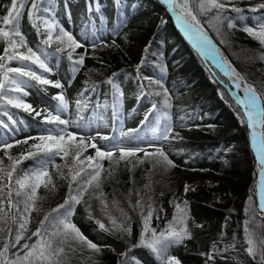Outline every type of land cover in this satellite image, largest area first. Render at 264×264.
<instances>
[{"label":"trees","instance_id":"trees-1","mask_svg":"<svg viewBox=\"0 0 264 264\" xmlns=\"http://www.w3.org/2000/svg\"><path fill=\"white\" fill-rule=\"evenodd\" d=\"M31 3L32 1L27 2L28 7L23 9L19 25L21 33L28 47L33 50L45 49L48 65L50 60H54L69 84L78 90L84 91L86 87L89 89L84 94L87 107L83 108L81 112L85 117L84 122L89 121L92 115H96L97 110L102 108L101 105L105 101L110 105L113 104V91L106 100H99L98 95L103 84L109 79L117 81L122 75H130L135 80H140L143 86L145 82L150 85L149 89L143 87L144 89L141 90L138 89L141 88V85H137L139 87L136 91L138 94L136 101L144 99L150 105L156 103L160 107L166 89L171 103V108H161V112L167 111L171 117L170 121L162 122L171 124L170 138L168 140L155 139L158 141V145L149 148V152L154 153L157 149L163 150L176 167L161 164L154 168L153 163L159 158L156 156L145 157L140 153L118 163L110 162L108 159L101 161L105 170L102 173V176L105 177L102 191L107 208L92 196L90 189L89 193L85 194L84 200L75 205L74 214L71 216L72 222L80 232L88 240L97 244L100 252H94L87 249L86 246L79 247L75 253H70L68 264H124L125 259H127V264H146L142 260H137L133 254L141 253L143 248V245L138 242L149 204L154 209L149 227L155 231L162 223H166L168 226L173 220L176 204L185 208L186 217L183 223L177 224L176 227L179 230L186 226L189 235L179 242L172 243L167 250L168 255L178 260L179 264H205V259L210 254H213L214 259L231 260L233 264H264V260L256 259L246 249H241L239 252L233 248L239 245L240 236L245 235L240 234V232L244 227L243 223L248 220L251 214L257 216L256 219L260 225L263 219V215L256 208L255 202L252 207L249 204L244 205L246 208H244L245 213L243 212L242 215H238L237 207L233 211L229 204L230 201H234L231 197V191L240 185L239 180L245 175L241 165H237L240 161L237 160L236 154L245 148L249 159L254 162L252 150L248 146L250 137L245 123L246 117H243L242 109L231 97L230 91L224 87V83L229 86L227 80L213 67L209 69L204 65L199 54L191 48V44L186 42L180 31L177 30L167 9L158 0H114V8L105 9L107 5H104L83 19L82 25L78 26L77 29L84 34L87 27L90 28L93 34V44L80 43L82 46L73 51L72 49H64L63 45L50 46L52 48L48 49L43 43L45 38L44 26L41 24L38 33L36 27L33 26V20L26 15V13L29 14ZM51 3L55 8L53 0ZM224 3L226 8L223 10V15L233 19L236 25L229 29L225 21L223 25L218 26L226 43H221L220 38L217 37L216 32L208 23L216 10L198 14V19L209 30V34L218 46L223 59L236 69L244 81L254 86L259 94H264V59H260V56L264 55V46H261L257 40L243 30L245 26L255 28L257 18L264 15V8L259 7L260 4H264V0H224ZM10 5L11 0H0V18L7 13V8ZM44 6H48L47 0H45ZM233 7L241 9V12L233 11ZM254 7L257 8L255 12L251 10ZM150 9H155L158 12L157 20L159 22L152 30L153 33L147 42L143 44L145 47L143 52L139 55L128 54V46L132 44V40H136L138 37L141 40L145 38L146 31H143L145 21L151 17ZM41 15L50 18L48 13H41ZM241 16L243 19H239ZM0 24H2V20H0ZM96 25L99 33L105 35L104 40H100L99 33L94 34ZM32 29L35 30L36 36H39L40 42L37 46L35 45L36 47L28 44L31 39L27 34ZM66 31L72 35V31ZM3 45L6 44L0 41V55L4 54ZM20 51H26V49H20ZM69 52L72 53L73 59H78L81 56L84 58L83 65L76 66L78 71L73 70V63L68 58ZM182 57L186 62L182 60L180 62ZM142 61L143 63H141ZM16 62L17 64H13L12 61L8 66H19V62ZM31 67L44 78L47 77L48 73L42 72L35 65H31ZM147 68L150 69V73L142 76L140 70ZM184 70L188 72L187 76H183ZM149 80L161 82L163 88L157 84H150ZM220 81H223L221 82L222 85L219 83ZM28 83L29 87L37 91L40 102L45 103L46 106L37 105L31 111L7 106V111L17 123L8 129H0V135L5 136L8 142L13 143V146L18 144L16 141H20L21 136L19 135L21 134L35 138L46 134V129L54 127V125L46 123L44 117L51 109L55 113L58 101L44 91V85L36 81H29ZM93 85L96 86L94 92L91 90ZM109 85L111 86V84ZM141 91L145 95L141 96ZM155 92H160V95H155ZM23 100L30 104L27 102L26 96L23 97ZM72 108L77 113L76 103L73 107L69 103L68 110L61 113V118L69 121L76 120L77 118H65ZM120 111L117 118L122 116ZM37 112L41 115L37 116ZM160 114V112L152 114L151 117L155 119L153 126L156 125ZM0 119L11 124L7 120V116L0 117ZM129 129L132 128L128 125L123 131L127 132ZM133 129H139L138 135L141 137L140 139L127 140L134 147H143L144 142L152 137L149 131L150 127L147 125L144 127L138 125ZM109 137L113 139L109 141L97 137L94 142H98V147L104 143L110 147L112 144H116L115 138L119 137V132H115ZM89 148L91 149V147ZM105 148L103 147V149ZM4 151L3 148H0V158L4 157ZM119 155V151H116L114 159L118 160ZM40 158L41 155L38 154L25 159L18 165L20 170L18 174L23 175L24 171L35 167ZM138 159H143L144 163H137ZM55 162L60 165L64 164L59 156L55 158ZM134 164L135 167H133ZM110 169L113 170L111 177L108 175ZM64 172L67 175L66 168ZM198 172L213 177L212 186L208 188L210 205H201L197 199L200 198V187H193V191L185 192V189L178 184V180L184 175H196ZM49 173L52 175L57 189H60L61 201L51 206H45V204L36 201V207L39 209L36 212L41 214V220L46 213L63 204L68 193V178H61L52 167H49ZM212 194H214L213 198L210 197ZM245 196L244 203L246 204L251 195L246 191ZM137 201L141 202L143 209L136 207ZM89 204L91 205L90 210ZM246 209L251 212H246ZM195 211H198L203 218L202 223H198L195 219ZM109 215L115 218L117 222L124 221L126 226L130 228L131 235L124 234L123 239H121L120 232L112 234L101 230L96 221L99 220L106 227L111 228ZM8 225L18 230L15 225L9 223ZM0 227L5 228V231L0 233V249H2L4 243L9 239H14V235L9 237L5 225L0 224ZM24 235L25 239L21 240L15 248H11L10 256L11 253L17 252L24 243H32L37 239L27 231ZM30 236L32 239L28 240ZM261 236L263 237L262 234ZM114 241L124 242L126 245L125 252L128 254L126 258L117 260V255L109 248L111 243H116ZM241 242L242 246L247 245L244 237ZM151 262L161 264L156 254Z\"/></svg>","mask_w":264,"mask_h":264},{"label":"snow or ice","instance_id":"snow-or-ice-1","mask_svg":"<svg viewBox=\"0 0 264 264\" xmlns=\"http://www.w3.org/2000/svg\"><path fill=\"white\" fill-rule=\"evenodd\" d=\"M162 2L168 6L175 19L179 21L184 35L193 44L197 52L206 59L212 58L214 63L222 62L221 70L224 75L234 78L232 86L238 91H243L244 95L242 98L235 94L233 95L237 105L243 109V117H246L245 123L251 129V147L258 161L259 180L257 194L259 209L260 213L264 215V132L258 131V129L264 127V94H259L254 86L244 81L236 69L232 68L223 59L219 48L213 42L212 37L204 30L198 19V14H205L216 10L208 23L213 28V31L216 32L217 37L220 38L221 43H226L221 36L218 26L223 25L225 21L229 29L236 26L233 19L223 15L226 4L224 0H179V2L177 0H162ZM44 5L45 0H32L31 9L29 10V18L33 20V26L36 27L38 33L40 32L41 24L44 26L46 38L43 43L51 46V42L55 40L63 45L64 49H72L73 51L81 47L82 45L54 19L41 15V13L50 14L52 12L53 6L51 0H47L48 6ZM25 6L26 0H11L7 13L0 18L2 20V24H0V41L6 44L4 54L0 55V117L7 116V120L11 122L9 124L0 119V129H8L17 123L7 111L8 105L13 108H22L25 111L32 110V106L23 100V97L28 95L26 89L29 87V81H36L42 85L52 83L31 67V65H35L44 73L51 72L46 59L47 53L44 50H33L28 47L21 33L19 26L20 18ZM259 7L264 8V4H260ZM232 10L237 13L241 12V9L235 7ZM251 10L255 12L257 8L254 7ZM239 19H243V17L241 16ZM243 30L250 37L257 40L261 46H264V15L257 18L255 28L245 26ZM20 49H26V51H20ZM68 58L73 63L74 71L79 70L76 67L77 65H83L84 58L82 56L78 59H73L72 53L69 52ZM260 59H264V55H261ZM11 61H18L19 66L9 67L8 64ZM107 83L111 84L114 90L112 115L116 118L122 108L123 93L114 79H109ZM149 83L157 84L160 88H163V84L159 81L149 80ZM242 83L243 87L241 88ZM53 86L56 88L62 87L58 82ZM143 87L141 85V89ZM88 90L86 87L79 94L82 99H77L75 102L77 119L74 121L61 118V113L67 111L69 106V102L63 93L55 97L58 101L55 113L49 111L44 117L45 122L54 125V127L46 129V134L34 138L40 141V143L31 146L36 151L29 150L27 153H22L19 157L13 158L7 151L13 147V143L8 142L5 136L0 135V148L5 150V155L11 161L7 166L3 164V161H0V224L5 225L9 237L14 235V239H9L4 243L3 248L0 249V264H68L70 253H75L79 247L86 246L87 249L97 253L100 252L97 244L88 240L80 232L72 222L71 216L74 214L75 205L80 204L84 200L85 194L89 193L90 189L92 190V196L107 208L102 191V184L105 179L102 173L105 170L101 161L104 159L118 163L119 161L126 160L128 157H134L138 152L143 151L145 157L156 156L159 158L153 163L154 168L161 164H165L168 167H176L161 149H157L154 153H149L139 147L130 148L123 145L125 139H140L141 137L138 135L139 129H129L125 132L121 128L119 132L120 141L103 150L94 142L95 137H86L81 133L68 131L67 129L70 125L78 129L84 128L85 130L92 126L93 121L81 123V121L85 120L81 112L83 108L87 107V100L84 98V94ZM91 90L94 92L96 86L93 85ZM154 94L159 96L160 92H155ZM143 95L145 93L141 91V96ZM161 108H171L170 97L166 89L164 90V97L160 107L156 103H152L144 120L141 121V127L148 125L149 118L154 112H160L161 114L157 118L156 125L150 127L149 131L153 139L168 140L172 132V126L170 123L162 122L170 121L171 117L167 111L161 112ZM135 111L134 109L133 113ZM36 115L39 116L41 113L37 112ZM120 123L122 125L123 121L121 120ZM61 125L63 127H60ZM100 138L109 141L113 139L109 136H102ZM89 140L93 142L88 143ZM22 142L27 143V139ZM16 143H21V141H16ZM89 147L95 149V156H84V152ZM116 151L120 153L118 160L114 159ZM38 154L41 155V158L36 162V166L24 171L23 175H19L20 170L18 169V165L25 159L37 156ZM58 156L64 161L63 165L55 163V158ZM137 163H144V160L138 159ZM49 167L54 168L61 178H68L67 196L63 204L46 213L43 219L39 221V227L32 233V236L37 239L32 243H24L17 252L11 253L10 256L11 248H15L20 244L21 240L25 239L24 234L27 231L26 226L29 223L28 217L33 211H39L36 207L38 199L37 190L41 186L48 188L51 185L53 189L55 187L52 175L49 173ZM133 167H135V164ZM65 168L67 169V175L64 172ZM108 175L111 177L113 170L110 169ZM5 176L7 177V183L4 182ZM188 190L189 187L185 185V192ZM249 202L251 203V197L249 198ZM88 207L90 210L91 205L89 204ZM136 207L143 209L140 201H137ZM175 208L176 212L173 220L165 231L159 234L149 227L154 211L151 204L148 205L147 216L144 217V227L138 243L148 247L155 253L161 264H179L178 260L168 255L167 250L172 243L179 242L189 235L186 226L179 230L176 227L177 224H182L186 217L185 208L181 207L180 204H176ZM247 211L249 209H246ZM9 219L12 224L18 225V230L8 225ZM108 219L112 225L111 228L106 227L99 220L96 221L101 230L112 234L120 232L121 239H123L124 234L131 235V230L126 226L124 221L117 222L111 215H109ZM251 222V220H246L244 228L246 241L249 245L247 251L250 255H256L258 249L253 239V232L248 228ZM4 231L5 228L0 227V233ZM149 233H151L150 236L148 235ZM32 236L28 237V240H31ZM260 243L264 245V238H261ZM21 253L23 254L21 255ZM259 254L261 259L264 260V248L260 249ZM121 255L127 257V253H122ZM124 264H127V259H125Z\"/></svg>","mask_w":264,"mask_h":264},{"label":"rangeland","instance_id":"rangeland-1","mask_svg":"<svg viewBox=\"0 0 264 264\" xmlns=\"http://www.w3.org/2000/svg\"><path fill=\"white\" fill-rule=\"evenodd\" d=\"M31 2L32 0H28L26 1V6L25 8H27V2ZM55 3V8H53L52 12L50 13V19H54L61 27H63L65 30H70L72 31V35L75 36L76 40L79 43H84L86 45H88V43H92V37L93 34L91 32V29L87 27L86 31L84 34L80 33V30L77 29L78 26L82 25L83 19L91 12H96L98 8L103 7L104 5H107V7H105V9L108 8H114L115 7V3L114 0H53ZM160 1V0H158ZM177 2H179V0H177ZM24 8V9H25ZM31 9V8H30ZM29 9V10H30ZM29 12V11H28ZM150 19L145 21V27H144V31H146L145 33V38L144 40H141V38H136V40H132V44L128 46V50L129 53L128 54H140L143 52L144 50V43L147 42V40L149 39V37L151 36V34L153 33L152 30H154V27H156L157 23L159 22L158 17V12L155 9H150ZM26 15L29 16L28 13H26ZM174 25L177 26L178 28V24L177 22L173 19V17L171 16ZM201 22V21H200ZM202 27L204 28V30L209 34V30L206 29V27L201 23ZM96 27V31L94 32V34H98V28L97 25ZM44 29V27H43ZM181 32V30H179ZM100 34V33H99ZM107 37L110 38V36L108 34H106ZM148 35V36H147ZM27 36L31 39V41L28 42V44L30 46H37V44H39V36L37 37L35 34V30L32 29L31 32L27 34ZM44 37H45V31H44ZM211 37V36H210ZM46 38V37H45ZM44 38V39H45ZM100 38L102 40H104L105 35L104 34H100ZM189 43V41H186ZM214 42V40H213ZM114 43V42H113ZM215 43V42H214ZM62 46L59 42H56L55 40L53 42H51V46ZM35 46V47H36ZM47 46V45H46ZM6 47V45H3V49ZM48 49L52 48L50 46H47ZM218 47V46H217ZM193 48V46L191 47ZM42 50L45 51V49L42 48ZM194 50V48H193ZM203 57V56H201ZM185 61V59L182 57L180 58V62ZM202 62L204 63V65L207 68H211L213 67L214 70L219 73L220 75H222V77L224 79L227 80V83H229V85L232 87V90L230 91L231 97L233 98V94H235V90L237 91V94H241V98L243 97V91H238L237 89H235L232 85L233 83H231L230 79L228 78V76H225L222 72L220 73L213 65L212 62L209 65V63L207 61H205L204 59H201ZM12 62V61H11ZM9 62V63H11ZM13 64H17L16 61H13ZM212 65V66H211ZM182 66H185L184 64H182ZM49 67L51 68V72H49L47 74L46 79L50 80L52 83L49 85H44V91H46L51 97H56L58 94L63 93V95L65 96V98L68 100V102L73 105L77 99H82L80 97V93L83 91L82 89H76L75 87H73L72 85H70L66 79H64L63 74L61 73L60 69L56 66L55 67V62L54 61H49ZM186 67V66H185ZM190 68V67H188ZM185 68V69H188ZM140 74L142 76L144 75H148L150 73V69H143L140 70ZM188 72L186 70L183 71V76H187ZM213 73V72H212ZM215 74V73H214ZM60 83L61 84V88H56L53 85L55 83ZM223 81H220L219 83H221ZM116 83L120 86V90L123 93L122 96V108L121 111L122 112V116L121 117H116L114 118L112 115V105L108 104L107 101H105L104 103H102V108L98 109L97 113H96V118H92L93 115L90 117V121H93L92 126L89 127L87 130H85L84 128H76L74 126L69 127V131L73 132V133H81L86 137H95V139H97V137H102V136H111L114 135L115 132H120L121 128L123 130H125V128L129 125V127H131L132 129L135 128L138 125H141V121L144 120L145 115L148 113L151 105L144 99H141L139 101H136V96L137 94V85H143L142 82L140 80H135L132 76L130 75H122L121 78H119V80L116 81ZM226 84V83H224ZM222 85V83H221ZM147 87L148 89L150 88V85L148 83L145 82L144 88ZM225 87V85H224ZM243 87V83L241 84V88ZM143 88V89H144ZM139 90H141V88H138ZM109 90V91H108ZM26 91L28 92V95L26 96V100L28 103H30V105L32 106V108H36V106L38 104H40L39 102V97L37 95V92L34 91V89L28 87L26 89ZM111 91L114 92L112 85L110 86L107 82L105 84L102 85L101 87V93L99 94L98 98L99 100H106L107 98H109L112 93ZM228 91V90H227ZM236 95V94H235ZM44 105V104H43ZM105 105H107V107H105ZM136 110L135 113H133V110ZM51 112H53L52 110H50ZM77 117V114L73 111H70L69 115L67 116V118H74ZM123 121V124L121 125L120 121ZM82 124L86 123L84 121H81ZM155 124V119L153 117L149 118V123H148V127H152ZM247 126V125H246ZM248 127V126H247ZM248 131H249V127H248ZM262 132H264V127H262ZM20 137V141L21 143L15 144V146H13L11 149H8L7 151L10 153V155L13 158H17L19 157L22 153H27L29 150L31 151H36L35 149H32L31 146L33 144L36 143H40L39 140L34 139V138H30V136H26L25 134H21L19 135ZM25 139H27V143H23L22 141H24ZM116 140V138H115ZM120 141V139L117 138L115 143H118ZM92 141L89 140L88 143H91ZM96 145H98V142H95ZM123 145L126 147H130V148H134L132 147L131 143H129L127 141V139H125L123 141ZM158 145V141H156L155 139H153L152 137L148 138L144 144L143 147H139L142 149H145L146 151H150L149 148H151L152 146H157ZM108 144L104 143L103 146L101 145L100 148L102 149L103 147H107ZM248 146L250 148V140L248 142ZM243 148V147H242ZM252 150V148H250ZM253 154V151H251ZM141 154H144L143 151L138 152ZM150 153V152H149ZM84 156H95V149L93 148H88L87 151L84 152ZM236 158L237 160H239L240 162L237 164L238 166L241 165V167L244 170L245 175H243L239 182L240 185L233 189L231 191L232 195L231 197L234 199V201H230V206L232 207L233 211H235V208H238V215H242V213L244 212V205H250L251 207L256 203V208L258 209V211L260 212L259 209V203H258V198H257V170H256V159L255 156L253 154V158H254V162H252V159L250 160L248 157V152L246 151V149L244 148L243 150H239L238 153L236 154ZM0 161H3V164L5 166L9 165L11 163V161L8 160L7 156L5 155V151H4V157L0 158ZM56 164H59L58 162H55ZM60 165V164H59ZM54 169V168H53ZM212 179L213 177L203 173V172H198V174L196 175H184L181 179L178 180V184L181 188L185 189V185H187L189 187V190L193 191V189L195 187H200L199 189V193H200V198H197L200 202L201 205H205L209 203V194H208V188H210L212 186ZM4 182L7 183V177H4ZM53 184L55 186V183L53 181ZM194 187V188H193ZM249 192V194L251 195V203L249 202V198L247 199L246 204L244 203L245 201V192ZM214 194H212L210 197L213 198ZM37 202H41L43 203V205L45 204V206H51L54 203L60 202L61 201V196H60V189H57V186L53 187L50 185L48 188H45L43 186H41L38 190H37ZM254 200V201H253ZM255 202V203H254ZM6 207V205H5ZM249 212H251L249 210ZM245 213V212H244ZM250 215V214H249ZM194 216L195 219L197 220L198 223H202L203 218L199 215L198 211L194 212ZM257 216H253L251 214V216L248 217V220H252V222L250 223V225H248V228L250 231L253 232V239L254 242L257 246V253L256 255H254V257L258 260L261 259V256L259 254L260 249L264 248V246L261 245L260 240L261 238L264 237V215H263V219L261 222V225L258 224V221L256 219ZM29 219V223L26 226L27 227V232L29 233H33L37 230L38 225H39V221L41 220V214H39L36 211H33L31 213V215L28 217ZM256 219V220H255ZM9 224H12L11 220H8ZM18 228L17 224H13ZM244 227L241 230L240 234H245L244 228H245V223H243ZM168 226L166 225V223H162V225L159 226V228L157 229L156 233L159 234L160 232L165 231V229ZM239 234V235H240ZM261 234L263 235V237L261 236ZM149 236L151 235L150 233L148 234ZM244 237V239L246 240V236L241 235L240 238L242 239ZM241 239L239 241V245L234 246L233 248H235L236 250H238L239 252H241V249H248L249 245L247 243V245L242 246V242ZM116 242V241H114ZM110 250L115 253L117 255V260L119 259H124L126 258L125 256L121 255L122 253H127L126 251V245L124 244V242H116V243H111L109 245ZM204 248V247H203ZM203 248H201V250H203ZM128 255V254H127ZM213 254H210L209 256H207V258L205 259V264H233V261L231 260H223V259H214V256H212ZM133 256L135 258H137V260H142L144 263L146 264H153V262H151V259L155 257V253H153L148 247L143 246L141 253H137V254H133ZM211 257V258H209Z\"/></svg>","mask_w":264,"mask_h":264},{"label":"bare ground","instance_id":"bare-ground-1","mask_svg":"<svg viewBox=\"0 0 264 264\" xmlns=\"http://www.w3.org/2000/svg\"><path fill=\"white\" fill-rule=\"evenodd\" d=\"M162 1V0H161ZM163 3V2H162ZM165 4V3H164ZM166 5V4H165ZM166 7L168 8V6L166 5ZM169 9V8H168ZM171 14H172V17H173V19L177 22V24L179 25V27H180V29H181V26H180V23H179V21H177L176 19H175V16L173 15V13L171 12ZM182 30V29H181ZM183 36H184V38L186 39V40H188L189 41V39H187L186 38V36L184 35V34H182ZM207 60L209 61V62H212V65L217 69V70H219L220 72H223L222 70H221V63L222 62H219V63H214V61H213V59L212 58H207ZM226 76H228V75H226ZM228 78L230 79V81H231V83H233V79L234 78H230L229 76H228ZM258 131H261L262 132V128H260V129H258ZM250 133H251V129H249V135H250ZM250 147H251V142H250ZM252 148V147H251ZM255 154V153H254ZM256 157V156H255ZM256 170H257V174H258V176H257V185H258V180H259V171H258V161H256ZM257 198H258V194H257ZM258 203H259V198H258Z\"/></svg>","mask_w":264,"mask_h":264},{"label":"water","instance_id":"water-1","mask_svg":"<svg viewBox=\"0 0 264 264\" xmlns=\"http://www.w3.org/2000/svg\"><path fill=\"white\" fill-rule=\"evenodd\" d=\"M169 12H170V10H168ZM170 14H171V12H170ZM237 96H239L238 94H237ZM264 231V230H263Z\"/></svg>","mask_w":264,"mask_h":264}]
</instances>
